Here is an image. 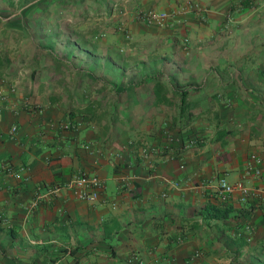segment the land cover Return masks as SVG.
Here are the masks:
<instances>
[{
  "label": "crops",
  "instance_id": "1",
  "mask_svg": "<svg viewBox=\"0 0 264 264\" xmlns=\"http://www.w3.org/2000/svg\"><path fill=\"white\" fill-rule=\"evenodd\" d=\"M233 2L168 3L172 26L134 35L151 49L111 81L0 78V264H264V194L217 189L264 186V0ZM78 172L94 202L31 207Z\"/></svg>",
  "mask_w": 264,
  "mask_h": 264
},
{
  "label": "rangeland",
  "instance_id": "2",
  "mask_svg": "<svg viewBox=\"0 0 264 264\" xmlns=\"http://www.w3.org/2000/svg\"><path fill=\"white\" fill-rule=\"evenodd\" d=\"M9 1L10 5L7 1L0 0V22H4L0 23V53L4 57V67L0 78L6 79L7 82L8 80L17 81L16 79L23 77L24 73L27 77L31 73L32 77L36 69V73L44 71L43 81L87 80L84 77L85 70L81 69L80 65H72L73 63L64 55H53L55 58H50L51 56L45 50L47 45L56 47L52 44L54 25H57L58 35L65 30L71 31L68 36L71 43L78 40L79 34H83L89 38L95 37L100 44L117 48L125 57L126 64L131 66V50L151 49V46L146 47L147 45L134 41V35L144 33V29H148L133 18L134 14L139 10L174 13L165 11L166 5L173 0H61L57 5L52 4L53 22H48V26H44V29L37 32L39 20L33 19V12L29 14L22 12L27 6L34 4L35 0ZM203 1L205 0H177L178 4L187 3L190 6L203 4ZM232 1L235 5H240L250 0ZM21 13L26 15L23 18L24 21L19 19L22 16ZM149 28L162 30L170 27L149 26ZM155 49L159 53L165 51L164 46L158 44L153 47V52H156Z\"/></svg>",
  "mask_w": 264,
  "mask_h": 264
},
{
  "label": "trees",
  "instance_id": "3",
  "mask_svg": "<svg viewBox=\"0 0 264 264\" xmlns=\"http://www.w3.org/2000/svg\"><path fill=\"white\" fill-rule=\"evenodd\" d=\"M1 1H7V4H11L9 0ZM59 1L61 0H35L34 4L27 6L24 10H22V12L24 14L33 12V19L39 20V23L37 24V32H40L42 29H44V26H48V22H53V19H51V7L52 4L57 5ZM23 13H21V15ZM25 16L26 15H22L21 17H19V19L23 20ZM56 30L57 25H54V27L52 28V35L54 40L52 41V44H55L56 47L47 45L45 50L51 57H54L56 55H64L66 59L70 60L73 63L72 65H80L79 67H82V69L85 70V73H87L94 80L111 81L117 78L118 75L108 74L106 70L107 68L114 67L118 68L121 71L123 69H131V66L126 64L125 57L117 48L110 45L100 44L95 40V37L89 38L86 35L84 36L83 34H79L80 37H78V40L71 43L69 42L68 38V36L71 34V31L69 32V30H65L62 31L61 35H58V33H56ZM96 66L103 67V70L99 72V74L95 73ZM3 67L4 57L0 53V77ZM119 76L122 77L123 74L121 73L119 74Z\"/></svg>",
  "mask_w": 264,
  "mask_h": 264
},
{
  "label": "built area",
  "instance_id": "4",
  "mask_svg": "<svg viewBox=\"0 0 264 264\" xmlns=\"http://www.w3.org/2000/svg\"><path fill=\"white\" fill-rule=\"evenodd\" d=\"M230 14H225V19L227 23L230 19ZM174 13H168L164 11H155V10H139L137 11L133 18L142 23L143 25L149 27L153 26L156 28H166L171 27L172 22L174 20ZM201 20H203V17H200ZM183 44H187V39H183ZM14 88H11L10 91L12 92ZM22 107L24 109H30L31 111H40V107L38 105H32L27 102L22 103ZM15 128L12 127L10 129V133H14ZM151 152H154L151 150ZM147 153V149L145 147H142L141 149V155L145 156ZM250 160L252 161V165L247 164L245 171L246 173L252 172L254 176H259L261 173L260 169V163L261 160L254 156H250ZM8 168L6 167L5 170ZM166 184H168L170 187L175 188L177 187L176 184H172L166 180H163ZM64 189L71 193V195L83 202H94L101 189H102V183L101 181L94 175H88L83 172H78L76 174H73L70 176V178L60 184L54 185L53 187L47 188L43 194L39 193V190H35L33 194V199L31 201V207H35L38 203L39 199L42 196H49L52 194L57 193L59 190ZM217 189L218 191L223 195H231L233 193H239V195L243 196H255V195H262L264 194V186L261 187L260 190L258 189H247L244 187L240 182L235 183H229L224 178H221L217 182Z\"/></svg>",
  "mask_w": 264,
  "mask_h": 264
}]
</instances>
